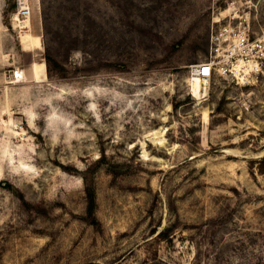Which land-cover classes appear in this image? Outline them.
Returning <instances> with one entry per match:
<instances>
[{"label": "rangeland", "instance_id": "obj_1", "mask_svg": "<svg viewBox=\"0 0 264 264\" xmlns=\"http://www.w3.org/2000/svg\"><path fill=\"white\" fill-rule=\"evenodd\" d=\"M26 1L0 0V264H264V74L190 81L264 0Z\"/></svg>", "mask_w": 264, "mask_h": 264}, {"label": "built area", "instance_id": "obj_2", "mask_svg": "<svg viewBox=\"0 0 264 264\" xmlns=\"http://www.w3.org/2000/svg\"><path fill=\"white\" fill-rule=\"evenodd\" d=\"M17 12L27 17L31 14L29 3L17 0ZM211 42L216 54L206 62L197 64L193 74L210 79L215 70L248 80L253 76L264 74V29L257 35H251L249 25L243 21L237 23L235 18L213 26Z\"/></svg>", "mask_w": 264, "mask_h": 264}, {"label": "bare ground", "instance_id": "obj_3", "mask_svg": "<svg viewBox=\"0 0 264 264\" xmlns=\"http://www.w3.org/2000/svg\"><path fill=\"white\" fill-rule=\"evenodd\" d=\"M22 1V0H21ZM25 1V0H24ZM17 14H16V16H15V18L17 19V20H26V19H28L29 18V16H27V17H22V16H20L19 15V13L18 12H16ZM219 20V19H218ZM29 37V38H31L32 39V41L33 42H35V43H39V41H40V36L39 35H35V34H32V33H29L28 35H26V37ZM43 63H41V64H38V63H35L34 62V64H33V69H34V73H35V76L36 77H39V75L42 73V71H43ZM40 80V79H39ZM190 81H191V87H192V91L194 92L193 94H196V95H198V94H201V92H202V87H203V85L204 84H207V82H208V80L207 79H204V78H202V77H200L199 75H197V74H193V76L190 78ZM207 88H205V90H206ZM207 113L205 112V115H206Z\"/></svg>", "mask_w": 264, "mask_h": 264}, {"label": "trees", "instance_id": "obj_4", "mask_svg": "<svg viewBox=\"0 0 264 264\" xmlns=\"http://www.w3.org/2000/svg\"><path fill=\"white\" fill-rule=\"evenodd\" d=\"M92 197V196H91Z\"/></svg>", "mask_w": 264, "mask_h": 264}]
</instances>
